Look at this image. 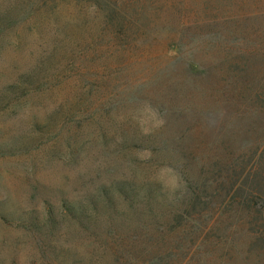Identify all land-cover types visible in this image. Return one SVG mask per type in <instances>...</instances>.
I'll list each match as a JSON object with an SVG mask.
<instances>
[{
    "label": "rangeland",
    "instance_id": "obj_1",
    "mask_svg": "<svg viewBox=\"0 0 264 264\" xmlns=\"http://www.w3.org/2000/svg\"><path fill=\"white\" fill-rule=\"evenodd\" d=\"M104 2L124 5L112 22ZM181 3L0 0L9 19L19 18L0 30V96L7 97V86L19 88L14 105L0 111V264H71L79 254L86 264H264L252 246L257 223L228 211L232 181L225 170L237 162L248 171L264 148L260 103H248L264 97V0H213L206 15L193 1ZM228 14L236 17L220 29L211 23ZM180 18L210 22L181 27ZM238 48L256 58L233 80L228 52ZM191 63L208 76L190 75ZM24 82L30 90L21 97ZM135 97L140 111L125 107ZM169 121L159 139L167 143L154 144L165 157L158 161L144 142L143 152L129 151L133 160L122 157V124L149 134ZM79 144L82 152L75 150ZM117 165L126 173V167H142L159 182L163 205L156 219L143 217L149 231L126 239L127 252L83 235L62 244L78 254L58 260L52 236L8 222V214L22 215L27 224L40 221L42 199L56 204L57 190L82 198L116 177L110 169ZM218 183L220 192L208 188Z\"/></svg>",
    "mask_w": 264,
    "mask_h": 264
},
{
    "label": "trees",
    "instance_id": "obj_2",
    "mask_svg": "<svg viewBox=\"0 0 264 264\" xmlns=\"http://www.w3.org/2000/svg\"><path fill=\"white\" fill-rule=\"evenodd\" d=\"M181 1L182 5H188V2L193 1L198 9L201 10L200 13L202 14L203 12L204 15L211 14L213 9V0H197L198 2L195 0ZM121 5L118 6L115 2L110 4V7H108L105 2L101 5V8L103 7V12H107V15H109L110 22H112L111 15H114L116 11L121 12V8L123 9L124 5H122L123 7ZM151 6H154L153 1L151 2ZM203 6L204 8L202 9ZM104 7L107 8V11H105ZM187 9L188 7L183 8L185 11H187ZM215 9L218 13L221 12L218 6ZM2 11L3 9H0V30H6L19 21V18L16 17H14V19H9L7 13L5 14ZM234 17L236 16L230 14L224 15L220 20L214 18L211 23L214 24V27L220 29L228 19ZM201 20H185L180 18L179 25L181 27H186L188 24L191 26H199L210 22V18L204 21ZM228 53L230 57V61L227 60L228 74L232 75L231 78L233 80H239L248 72L249 63L252 59H255L256 56L252 55V57H249L241 48L235 50L234 53L231 49ZM160 56L162 59H166L164 53ZM245 68L246 70H244ZM188 73L190 75H198L199 77L202 75L208 76L209 74L208 69L201 67L197 63L188 65ZM24 84L25 87H20L21 97L25 96L30 90L25 82ZM27 84L31 83L27 81ZM33 84L34 83H32L31 86H33ZM15 88L19 89L14 85L7 86L9 91L7 97L0 96V111L14 105L15 99L11 96L16 93L14 91ZM254 98L255 101L253 99L247 100L249 104L260 103L259 107L261 110L256 114L258 115L257 120L261 118L262 122L264 121V97H261L260 93ZM222 99L221 104L228 105L229 98L223 97ZM5 100L7 101L5 102ZM138 100L139 99L135 97L130 101L131 103L127 102L125 107L127 109L136 108L140 111L139 105L137 104ZM236 100L238 101V98H236ZM261 104L263 105L262 108ZM160 113L162 114L163 120L164 118L166 120L168 119V114L165 115L164 111ZM170 122L171 121L167 124L164 123L155 127L149 134H143V131L137 125L128 124V126H126L122 124V127H120L118 131L120 133L119 138L123 141V145L126 146L125 151L127 152V154H123L122 157L124 155L129 156L133 160L129 151L133 148H139L142 151L139 142L150 144L148 153L155 155L158 161L160 157H165L162 155L160 147L154 144H157V142L167 143L166 140L159 139L162 138L164 129L169 127L168 124ZM137 124L139 125V123ZM75 150L82 152V145H77ZM158 153L159 155H156ZM124 168L123 165L115 166V171L111 168L110 173L116 174V177L111 175L105 182H101L95 191L85 193L82 198L67 197L66 193H61L57 190L55 191L56 204L52 205L48 201L42 199L43 214L40 221L31 218L33 223L27 224L22 215L18 214V216L15 217L14 214H8V222L14 224L15 229L21 227V229L25 231H36L35 233L40 237L42 234H44V236H46V234L52 236L50 239V241L53 242L51 251L58 260L62 259V255L71 252L73 253L72 255H77L78 253L73 251L77 248L69 247L68 249H64L62 244L69 243L71 239H79L83 235H90L93 239L92 243L94 244H104L108 246L109 249L114 245L116 248L121 249L123 253L127 252L124 246V244H127L124 243L126 239L130 238L133 233L149 231V225L144 221L143 217L149 216L152 217V219H156L163 205L157 196L158 188L160 187L159 182L148 179L144 175L142 167L137 166L133 170L126 167L128 174L123 171ZM252 168L253 170H251ZM225 170L228 174V179L232 181V183H230L232 191L227 202V206L230 207L228 211L245 213V215L250 218L251 224L257 223L256 225L259 227V231L257 232L252 246L254 250L257 249L264 255V148L261 149V153L248 171L245 172V169L241 168L240 163L237 162L231 163L228 169L226 168ZM202 184L206 183L204 182ZM208 188L213 189L214 192H220L222 183H218L214 187L208 185ZM139 207H142V210H139ZM225 212L226 210H223V213ZM185 226L186 224L180 225L178 228L181 229ZM133 242L135 243V241ZM43 251L44 249H42V252ZM78 256L80 257L71 264H86L87 258L80 254ZM67 258H70V256Z\"/></svg>",
    "mask_w": 264,
    "mask_h": 264
}]
</instances>
